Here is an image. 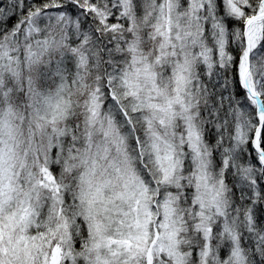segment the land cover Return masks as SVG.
I'll return each instance as SVG.
<instances>
[{
	"label": "snow or ice",
	"instance_id": "obj_1",
	"mask_svg": "<svg viewBox=\"0 0 264 264\" xmlns=\"http://www.w3.org/2000/svg\"><path fill=\"white\" fill-rule=\"evenodd\" d=\"M0 264H264V0H0Z\"/></svg>",
	"mask_w": 264,
	"mask_h": 264
}]
</instances>
